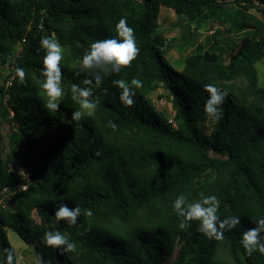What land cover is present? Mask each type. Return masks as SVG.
Wrapping results in <instances>:
<instances>
[{"label": "trees", "instance_id": "16d2710c", "mask_svg": "<svg viewBox=\"0 0 264 264\" xmlns=\"http://www.w3.org/2000/svg\"><path fill=\"white\" fill-rule=\"evenodd\" d=\"M160 6L193 31L222 25L223 36L174 67L164 57L176 38L164 35ZM121 17L134 29L139 52L100 88L93 85L94 114L68 123L79 108L71 85L92 78L78 60L94 41L117 38ZM52 34L63 48L57 112L44 108L40 87V40ZM263 56L264 0H0V68H8L0 74V123L9 126L4 157L0 143V262L5 249L15 256L10 228L40 264H264V255H246L240 244L243 231L264 217V87L255 68ZM17 66L23 84L13 78ZM132 78L143 87L129 108L113 81ZM210 83L226 92L215 122L203 112ZM159 86L167 90L170 116L151 100ZM200 193L218 198L220 219L240 217L222 240L204 236L196 221L178 226L174 199L183 194L192 202ZM61 204L81 209L76 225L57 222ZM47 231L66 234L77 250L44 245Z\"/></svg>", "mask_w": 264, "mask_h": 264}, {"label": "clouds", "instance_id": "9594fccd", "mask_svg": "<svg viewBox=\"0 0 264 264\" xmlns=\"http://www.w3.org/2000/svg\"><path fill=\"white\" fill-rule=\"evenodd\" d=\"M117 38L96 40L89 46L86 53L78 60L80 71H90L92 78L85 79L80 84L71 85L72 100L79 105V108L71 113L70 121L78 122L85 116L91 117L99 103L98 99L93 98V85L100 88L104 78L112 73H119L122 68L131 64L136 58L139 48L137 46L134 29L129 26L128 20L121 17L115 25ZM40 48L44 51L42 59L41 73L44 80L41 82V89L45 98L44 108L48 112H57L60 106V98L64 95L62 86L61 61L63 59V48L57 40L55 34L44 36L40 40ZM14 79L17 83H25V71L23 67L17 66L14 72ZM119 91V101L125 107H132L135 89L143 87L142 80L132 78L130 81L118 79L113 81ZM207 98L203 104L204 114L213 122L222 118L220 110L224 103L226 92L214 84L204 85ZM113 130L117 125L113 121L108 122ZM99 155V153H97ZM219 200L215 195H205L200 193V198L189 202L185 195H178L173 203L172 210L180 218L179 228L186 230L190 227V222H198V231L209 239L222 240L225 231L236 228L240 224L239 216H230L220 219L217 215ZM81 209L69 207L61 204L54 216L57 222L64 220L69 225H76ZM91 216L89 210L85 213ZM254 227L244 230L240 244L246 255L251 256L254 252L264 255V217L253 220ZM42 242L44 245L57 249L60 252H75L77 244L60 231H47L44 233ZM4 260L0 264H14L15 256L12 250L5 249Z\"/></svg>", "mask_w": 264, "mask_h": 264}, {"label": "rangeland", "instance_id": "374dc122", "mask_svg": "<svg viewBox=\"0 0 264 264\" xmlns=\"http://www.w3.org/2000/svg\"><path fill=\"white\" fill-rule=\"evenodd\" d=\"M159 25L166 37H175L176 46L172 48L166 55L165 60H168L171 65L179 68L181 59L184 55L194 50L198 45L214 46L217 44V39L223 36L222 25L214 23L212 25H204L199 29L193 31V25H187L181 16L174 13V11L166 6H160L159 10ZM240 35V34H238ZM237 35V36H238ZM227 36V35H226ZM255 68L258 77V84L264 87V56L255 62ZM8 72V68H0V74L5 75ZM151 100L154 106L158 110H163L168 116L171 115V104L167 95V90L163 86H159L156 90L150 93ZM211 125L210 120H207L204 124V131L208 132ZM9 126L1 122L0 123V143L2 146V157L9 151L7 146L6 134L8 133ZM14 166L23 171L21 163L15 162ZM7 237L11 245L13 246L16 263L17 264H40L33 250L32 245L26 244L12 229L7 228ZM176 248L172 252V256L176 255ZM221 256L227 260L232 257L227 254L225 250L221 252Z\"/></svg>", "mask_w": 264, "mask_h": 264}]
</instances>
